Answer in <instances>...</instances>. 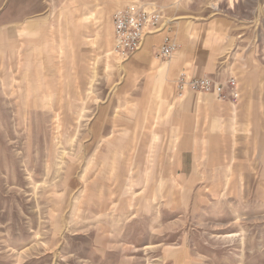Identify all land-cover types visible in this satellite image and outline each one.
I'll return each mask as SVG.
<instances>
[{
    "label": "rangeland",
    "instance_id": "obj_1",
    "mask_svg": "<svg viewBox=\"0 0 264 264\" xmlns=\"http://www.w3.org/2000/svg\"><path fill=\"white\" fill-rule=\"evenodd\" d=\"M130 3L231 20L238 101L112 56ZM0 264H264V0H0Z\"/></svg>",
    "mask_w": 264,
    "mask_h": 264
},
{
    "label": "crops",
    "instance_id": "obj_2",
    "mask_svg": "<svg viewBox=\"0 0 264 264\" xmlns=\"http://www.w3.org/2000/svg\"><path fill=\"white\" fill-rule=\"evenodd\" d=\"M172 15H174L173 18L165 23L164 29L160 26L158 31L147 35L143 40L145 48L152 52V58L165 39L171 40L177 46L174 53L165 61V76L175 77V80L180 73L191 78L205 76L204 72L207 68L216 66L219 58L228 57L230 51L232 52L234 29L231 20L210 18L205 21H196L186 13L178 11H173ZM110 54L117 57L113 53V34ZM175 80L174 92L176 93ZM187 101L188 99L184 100V102ZM221 103L226 102L217 101L216 104Z\"/></svg>",
    "mask_w": 264,
    "mask_h": 264
},
{
    "label": "built area",
    "instance_id": "obj_3",
    "mask_svg": "<svg viewBox=\"0 0 264 264\" xmlns=\"http://www.w3.org/2000/svg\"><path fill=\"white\" fill-rule=\"evenodd\" d=\"M163 20L162 12L155 7L130 3L118 9L112 16L113 53L120 59L133 55L143 43L146 35L159 30ZM177 46L165 39L154 53V58L166 61ZM178 97L187 93L213 95L220 102L236 103L239 99L238 84L234 77L217 81L208 76L187 77L180 73L175 80Z\"/></svg>",
    "mask_w": 264,
    "mask_h": 264
}]
</instances>
